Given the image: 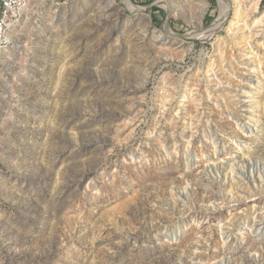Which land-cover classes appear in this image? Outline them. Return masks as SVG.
<instances>
[{"label":"rangeland","instance_id":"rangeland-1","mask_svg":"<svg viewBox=\"0 0 264 264\" xmlns=\"http://www.w3.org/2000/svg\"><path fill=\"white\" fill-rule=\"evenodd\" d=\"M246 2L263 17L251 35L264 34V0ZM226 3L223 28L190 36ZM242 12L236 0H28L0 57V264H264V188L245 198L250 183L209 169L236 154L264 171V50H240ZM237 56L257 58L249 92L228 83Z\"/></svg>","mask_w":264,"mask_h":264},{"label":"bare ground","instance_id":"bare-ground-1","mask_svg":"<svg viewBox=\"0 0 264 264\" xmlns=\"http://www.w3.org/2000/svg\"><path fill=\"white\" fill-rule=\"evenodd\" d=\"M236 4H237L239 10L241 12L243 11L242 12L243 21L245 24L244 28L246 29L247 28L246 26H251V28H252L250 31H249V29L246 30L247 31V38L245 41L246 43L243 44V46L240 50L243 51L244 54L252 53V54L256 55V54H258L264 50V34H263V32L262 33L256 32L257 36L253 37L251 35V32H254V31H252L253 28L257 29L260 27L259 24L263 22V17L261 19L257 20L256 18L259 14H256L255 12H249V10H248L249 8L247 7L248 3L246 2V0H236ZM128 5L131 6L129 3H128ZM225 6L226 7H224V11L222 10L223 13L221 14V17L218 20V22L216 23L214 28H211L210 31H207L204 33H193L190 36L195 37L196 39L199 38L202 40H206V39H209L210 37L214 36L221 28L224 27L228 12L230 11L229 4L226 3ZM254 7H255V5H254ZM255 9H256V7H255ZM234 32H235L234 36H237L238 33H240L239 28L237 30H235ZM256 59L257 58H253L251 56L250 57L245 56V58L237 56L235 61H233L230 64V71L232 72L233 75L237 76V80H235V81L230 80V81H228V83L231 86L236 87V89H239V90L244 89L248 92L251 91L250 88L253 85L259 86L260 83L258 81V75L260 73L256 72L254 74V73H252L253 70H250V69H255L256 67H258L257 66L258 61ZM240 65L245 67V68L240 69V67H239ZM239 70H241V74H239L240 73ZM261 87L263 88V86H261ZM234 94L236 95V93H234ZM237 105L240 108H246V107L250 106L248 104L241 103L239 101H238ZM221 106L224 107V110L228 111L229 115L232 116V118L236 121L237 125L244 132L252 133L254 127H251V126L248 127L243 123V120L239 116L236 115V113L233 109H231L229 101L223 100L221 103ZM178 108H180V105L179 104L175 105V110ZM208 128L211 132V130H212L211 126H208ZM212 132H213V130H212ZM212 139H213L214 148L216 150H218V149L220 150L217 152L220 154L223 153L224 147H223L222 142L219 139V137L216 136V137H213ZM244 162L245 161L242 160V158L240 159L239 156H237L236 154H233L229 159L225 160V162L220 161L219 163L217 162L214 165H210V166L208 165V166H209V169L211 171L219 170L220 168H223V169H228L229 171H231V173L236 174V176H234V174H233L231 179L230 178L228 179V177H227L225 180V183H228L230 185V187H233V185H238V187H239V185L245 184L247 186L246 188H248V186H249L248 184L250 183L252 188L247 189V193H245V192H244V194L242 193V196L250 199V198L256 197V196L261 194V192L264 188V171H260V172H258V174L254 173V172L251 174L246 173V172H244V169L246 168V165H244ZM186 194H187V192H186ZM185 197L188 198V194L185 195ZM249 225L250 224L244 223L243 227H246V228L249 227V229L253 233L257 234L254 226L253 225L249 226ZM242 230H244V229H242V228L239 229L240 232H242ZM224 237L227 241L230 239V237L227 235V233L225 234ZM221 264H223V263H221Z\"/></svg>","mask_w":264,"mask_h":264},{"label":"built area","instance_id":"built-area-1","mask_svg":"<svg viewBox=\"0 0 264 264\" xmlns=\"http://www.w3.org/2000/svg\"><path fill=\"white\" fill-rule=\"evenodd\" d=\"M28 0H0V57L13 45V32Z\"/></svg>","mask_w":264,"mask_h":264}]
</instances>
